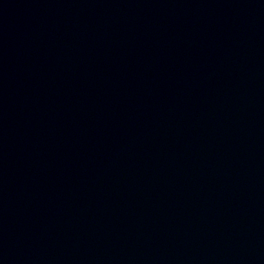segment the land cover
<instances>
[{
    "label": "water",
    "instance_id": "water-1",
    "mask_svg": "<svg viewBox=\"0 0 264 264\" xmlns=\"http://www.w3.org/2000/svg\"><path fill=\"white\" fill-rule=\"evenodd\" d=\"M0 264H264V0H0Z\"/></svg>",
    "mask_w": 264,
    "mask_h": 264
}]
</instances>
